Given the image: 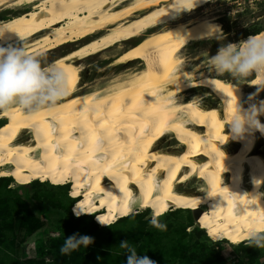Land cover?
Listing matches in <instances>:
<instances>
[{"label": "bare ground", "instance_id": "obj_1", "mask_svg": "<svg viewBox=\"0 0 264 264\" xmlns=\"http://www.w3.org/2000/svg\"><path fill=\"white\" fill-rule=\"evenodd\" d=\"M215 1L178 14L172 0H0V11H16L0 19V28L12 31L9 43L20 45L22 37L42 55L74 45L50 61L73 77L55 110L0 111V176L22 184L72 181V196H82L74 211L83 216L106 206L95 219L108 224L145 206L155 218L191 207L215 239L247 241L264 215V133L233 139L225 110L229 98L235 110L236 95L246 108L264 100V81L249 80L254 88L247 90L210 70L216 51L182 54L189 43L214 40L200 38L210 25L223 30L216 15L197 11ZM250 35H264V27L240 41ZM121 42L112 65L139 60L137 66L102 86L81 84L79 61ZM253 94L261 96L249 101Z\"/></svg>", "mask_w": 264, "mask_h": 264}, {"label": "rangeland", "instance_id": "obj_2", "mask_svg": "<svg viewBox=\"0 0 264 264\" xmlns=\"http://www.w3.org/2000/svg\"><path fill=\"white\" fill-rule=\"evenodd\" d=\"M197 11L208 12L211 16L216 15L219 22L223 24V34L219 39H206L187 44L182 54L192 59L204 53L212 54L217 51L220 44L240 41L246 33H253L264 27V0H216ZM15 13L16 11L12 9L1 10L0 19L2 17L10 18ZM121 44L123 43L80 60L79 63L83 68L81 84H87L89 87L102 86L121 73L136 67L139 60L119 66L112 65ZM73 46L64 45L52 53L41 55L42 61L49 63L53 58L71 50ZM254 80L250 79V81ZM243 84L247 90L254 88H251L247 83ZM202 90L200 88L199 92ZM260 96L255 95V98L259 99ZM26 136L28 137L30 134ZM40 181L42 180L40 179ZM52 184L57 185L48 181L45 183L32 182L25 187L15 178L10 182V186L7 187L10 190L8 194L10 208L13 210L22 209L21 202L17 198H25L24 195L27 191V199L36 212V219L41 228L35 233L28 232V228L23 224L25 220L21 218V215L13 214V210L9 209L13 228L5 230L6 234L0 237V264H37L35 261H46L47 264H68L66 262L69 258L59 252L54 239L65 236L66 217L71 215L70 213L76 215L73 209L74 204L70 207L72 203L70 197L74 196L69 189ZM7 189H3V191ZM35 205H39V209ZM203 208L207 209L204 206ZM173 210L175 208L172 207L169 211ZM153 219L166 225V230L161 231L154 227L151 223ZM191 221L193 224L189 226ZM110 225L104 227L95 217L94 219L77 215L74 217L75 232L94 238V243L91 246L87 249L81 248L80 254L83 255V258L79 260L78 264H117L118 257L124 256L123 250L118 248L121 240H128L132 246L137 248L140 255H147L148 251H152L154 255H157V258L152 259L156 261V264H179V258L169 252L171 247L178 242L187 245L184 250L185 256L190 259L189 262L185 261L182 264H264V249L249 246V249L253 251L248 252L246 248L248 241L235 243L229 238H224L229 239L228 241L215 239L205 227L196 223L193 212L188 210L171 212L168 214V218L167 216L155 218L153 209L152 213L133 215ZM184 226L187 227L186 234L180 230ZM198 226L205 228L211 239L196 240V235L191 234V231ZM10 242H14V250L9 251V254L6 255V247ZM256 251L259 254L258 257L252 258L251 256H254ZM49 252L52 256H48ZM69 264H73V262Z\"/></svg>", "mask_w": 264, "mask_h": 264}, {"label": "clouds", "instance_id": "obj_3", "mask_svg": "<svg viewBox=\"0 0 264 264\" xmlns=\"http://www.w3.org/2000/svg\"><path fill=\"white\" fill-rule=\"evenodd\" d=\"M199 3L201 0H172L171 11L174 10L178 14L191 11ZM10 32H12L10 29L0 28V42H2L0 43V111L7 112L19 107L29 115H36L44 109L55 110L72 90V74L58 61L43 62L42 54L30 52L20 36L22 44L9 43ZM222 34L223 30L219 25H210L208 31L200 38L219 39ZM208 65L216 74H228L241 83H247L250 79L264 81V35H250L246 40L238 43L220 44L216 53L208 60ZM260 90L264 91V87H260ZM255 95H250L249 101H253ZM225 111L228 120L226 124L230 126L233 139H245L249 135H254L256 131L264 133V123L260 121V116L264 115V100L259 103H249L246 108L236 95L235 110H231V98H229L228 108ZM37 180L40 179H34L32 182ZM67 184L71 190L70 181L58 185ZM73 198L76 203V197ZM176 208L193 210L191 207ZM146 211L152 213L153 209L144 207L139 210V212ZM84 213L83 210L75 209L78 217ZM132 213L136 212H131L130 215ZM86 215L96 217L94 212ZM97 220L101 225L110 226L101 217H97ZM151 223L161 231L166 230V225L159 223L156 219H153ZM261 225H264V215L255 219L253 227L247 230L248 246L264 249V228ZM224 240L226 239L220 241ZM93 243V237L75 233L64 238L60 252L62 255H70L82 247L87 249ZM118 248L123 250L125 264H156V261L149 256L140 255L137 248L128 240H121Z\"/></svg>", "mask_w": 264, "mask_h": 264}, {"label": "trees", "instance_id": "obj_4", "mask_svg": "<svg viewBox=\"0 0 264 264\" xmlns=\"http://www.w3.org/2000/svg\"><path fill=\"white\" fill-rule=\"evenodd\" d=\"M1 19H6V17H2ZM261 29H258L256 31H254L253 33H256L258 31H260ZM250 33H246L244 35L247 36L249 35ZM5 120H1L0 121V124L4 123ZM14 180L13 177L11 176H3V177H0V237L4 236L6 234V231L5 230H12L13 226V222H12V218H11V213H10V210L12 211L13 208L11 209L9 205V202H10V199L8 198V194L10 192L9 189H7L8 186H10V182ZM35 182H40V183H45V182H42L40 180H37V181H34L33 183ZM48 182V181H47ZM53 186H61V187H64V188H67L70 190V187H69V184L67 185H54L52 184ZM3 189H7L5 191H3ZM25 198H22V199H18V201L21 202V205H22V209H19V210H13L12 213L13 214H20L21 215V218H23L25 221L23 222L24 226H26L28 228V232L30 233H35L38 229L41 228L38 220L36 219V215H35V210L34 208L31 206V203L30 201L27 199L28 196H26V192H25ZM71 200H72V203H71V206L75 203V199L70 197ZM69 207V209H70ZM10 209V210H9ZM72 210V209H71ZM182 210H188V211H191V209H183V208H175V210L173 211H168L166 214L162 215V216H167L168 218V214L171 213V212H175V211H182ZM149 211H146V212H136V213H132L131 215L129 216H125L123 217L122 219H120L119 221L123 220V219H127L129 218L130 216H133V215H140V214H147ZM71 215H68L65 219V236H60V237H55L54 241L56 243V246L58 247V250L60 252V248L61 246L63 245V242H64V238L66 236H70V235H73L75 234V229L73 228V220H74V217H76V215L74 216L72 213H70ZM160 216V217H162ZM80 217H91L94 219V216L93 215H83V216H80ZM195 220V219H194ZM117 221V222H119ZM95 222V221H94ZM115 222V223H117ZM96 223V222H95ZM114 223V224H115ZM97 224V223H96ZM192 221L190 222L189 226L192 225ZM98 226H100L99 224H97ZM113 225V224H112ZM111 226V225H110ZM102 227V226H100ZM106 227H109V226H106ZM104 228V227H103ZM184 234H186L188 231H187V227L184 226L180 229ZM195 234L196 235V240H199L201 238H209L211 239L208 234H207V230L205 228H202L200 226L198 227H194V229L191 231V234ZM229 239H226L224 241H228ZM220 241V240H219ZM187 245L184 244V243H181V242H178L176 243L175 245H173L170 249L169 252H171V254L173 256H177L179 258V264H182L184 263L185 261L189 262L190 259L187 258L185 256V251L186 250V247ZM7 251H6V255L9 254V251H13L14 250V242H10L7 244ZM246 248L248 249L247 251L249 252H252L253 250L252 249H249V246L247 245ZM80 250L78 251H74L72 252L70 255H65L66 258H69L68 262L66 263H72L73 264H78L79 263V260L81 258H83V255L80 254ZM258 252L256 251L254 256H251L252 258H256L258 257ZM48 256H52V254L49 252L48 253ZM147 256L151 257V259L153 258H157V255H154L152 251H148L147 253ZM64 257V258H65ZM186 257V258H185ZM208 258V257H207ZM35 263L37 264H47L46 261H42V262H39V261H35ZM117 264H125V256H120L118 257L117 259Z\"/></svg>", "mask_w": 264, "mask_h": 264}, {"label": "water", "instance_id": "obj_5", "mask_svg": "<svg viewBox=\"0 0 264 264\" xmlns=\"http://www.w3.org/2000/svg\"><path fill=\"white\" fill-rule=\"evenodd\" d=\"M30 184H31V183H29V184H24V186L27 187V186H29ZM27 195H28V194H27V191H26V196H27ZM34 204H35V203H34ZM35 207H36L37 209H39V205H35ZM192 212H193L195 218H197L198 215H196V214L194 213V210H192Z\"/></svg>", "mask_w": 264, "mask_h": 264}, {"label": "flooded vegetation", "instance_id": "obj_6", "mask_svg": "<svg viewBox=\"0 0 264 264\" xmlns=\"http://www.w3.org/2000/svg\"><path fill=\"white\" fill-rule=\"evenodd\" d=\"M205 209V208H204Z\"/></svg>", "mask_w": 264, "mask_h": 264}]
</instances>
